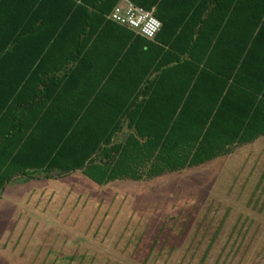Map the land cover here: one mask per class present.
<instances>
[{"label": "trees", "instance_id": "trees-1", "mask_svg": "<svg viewBox=\"0 0 264 264\" xmlns=\"http://www.w3.org/2000/svg\"><path fill=\"white\" fill-rule=\"evenodd\" d=\"M130 1L154 8L161 21L154 39L107 19L120 0H55L68 14L45 19L56 31L33 32L43 47L28 66L14 55L30 32L3 33L0 73L24 70L18 80L0 78V195L34 172L78 171L98 186L151 180L264 136V66L254 64L264 0ZM18 4L0 0V28L18 18L31 23L16 15ZM108 25L124 36L106 64L108 43L98 38ZM97 54L105 61L99 78ZM80 70L86 78L74 77Z\"/></svg>", "mask_w": 264, "mask_h": 264}, {"label": "rangeland", "instance_id": "rangeland-1", "mask_svg": "<svg viewBox=\"0 0 264 264\" xmlns=\"http://www.w3.org/2000/svg\"><path fill=\"white\" fill-rule=\"evenodd\" d=\"M0 264H264V137L146 181L16 179L0 195Z\"/></svg>", "mask_w": 264, "mask_h": 264}, {"label": "crops", "instance_id": "crops-1", "mask_svg": "<svg viewBox=\"0 0 264 264\" xmlns=\"http://www.w3.org/2000/svg\"><path fill=\"white\" fill-rule=\"evenodd\" d=\"M55 0H22L21 2L19 0H17L18 6L16 9V15L19 16H24V17H29L31 16V20L29 24H26L27 20H24V18L22 19H17L16 20V24L14 25V27H1L0 28V40L3 37V35L6 33H9L10 30L15 29V30H22V31H29L30 34L27 36L22 37V39L20 40V42L18 43V48H20V50H18L17 53H15V58L16 61H18L20 64L19 65H26L28 66L30 63H36L39 62V52L41 51V48L43 47L42 44V37L41 39L39 38H35V32H42V33H49L52 31H56V25L53 22H49V23H45V19L47 21L51 20L53 21V17H55V15H65L68 14L67 9L64 8H60V7H56V5L54 4ZM121 2V0H120ZM119 2V3H120ZM42 23H39V22ZM77 26H72V27H68L66 29L68 30H75ZM34 32V33H33ZM4 33V34H3ZM103 33V32H102ZM124 35L121 34L120 32L117 31L116 26L114 25H108L105 28V32L103 34H100L98 40L99 42H106L108 43V47H109V51H110V59L106 58L107 62L106 64L110 63L113 61L114 56H117V50H118V44H119V38L123 37ZM37 37H41L39 35H37ZM263 40H260V42H258V57L255 60V65L259 66V67H263L264 66V37H262ZM37 39V41H36ZM101 40V41H100ZM100 43L98 44V47L100 46ZM102 44V46H103ZM52 63H56L57 59L54 60L55 58H53ZM104 57L101 56V54H97L95 57V73L94 76L95 78H99V76L101 75L102 71H103V66H104ZM24 66L22 69H20L18 72H4V73H0V78H9V79H19L22 76V72L24 70ZM83 73L84 76L83 78L87 77V73L83 70H80L78 75H74V77H79V75ZM260 76V77H259ZM259 76H255L253 77V81H255V83H259L262 81L261 75L259 74ZM247 81H249V83H251V80L249 78L246 79ZM264 136H260L259 138H257L253 143H255L256 141H258L260 138H263ZM251 143V144H253ZM249 145V144H248ZM242 148V147H241ZM229 156V155H228Z\"/></svg>", "mask_w": 264, "mask_h": 264}, {"label": "built area", "instance_id": "built-area-1", "mask_svg": "<svg viewBox=\"0 0 264 264\" xmlns=\"http://www.w3.org/2000/svg\"><path fill=\"white\" fill-rule=\"evenodd\" d=\"M107 19L147 39H154L161 28V21L154 15V8L145 9L130 0H121L107 15Z\"/></svg>", "mask_w": 264, "mask_h": 264}]
</instances>
